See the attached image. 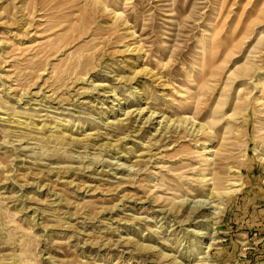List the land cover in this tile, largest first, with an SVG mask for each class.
Here are the masks:
<instances>
[{
  "label": "rangeland",
  "instance_id": "374dc122",
  "mask_svg": "<svg viewBox=\"0 0 264 264\" xmlns=\"http://www.w3.org/2000/svg\"><path fill=\"white\" fill-rule=\"evenodd\" d=\"M0 264H264V0H0Z\"/></svg>",
  "mask_w": 264,
  "mask_h": 264
},
{
  "label": "bare ground",
  "instance_id": "6f19581e",
  "mask_svg": "<svg viewBox=\"0 0 264 264\" xmlns=\"http://www.w3.org/2000/svg\"><path fill=\"white\" fill-rule=\"evenodd\" d=\"M148 72V74H149V71H147ZM138 72H136V74H137ZM146 74V73H145ZM139 75V74H138ZM149 76V75H148ZM151 77V76H150ZM155 77V76H154ZM148 78V77H147ZM153 78V77H152ZM160 79V78H159ZM155 81H157V80H155ZM159 81V80H158ZM143 110V109H142ZM126 114V113H125ZM139 114H141V113H139ZM158 115V114H157ZM156 114L155 115H153V114H151L150 115V120H152V118H157V117H159V116H157ZM160 115V114H159ZM3 116V115H2ZM141 116V115H140ZM163 116V115H162ZM146 118V117H145ZM148 120V119H147ZM187 120H189V119H187ZM157 121V120H156ZM6 122V121H5ZM18 122V121H17ZM113 122V121H112ZM111 122V123H112ZM158 123V122H157ZM160 125V124H159ZM193 125H194V130H196V136H202L201 135V133L203 132L202 131V128L201 127H199L198 129H196V125L193 123ZM170 126V125H169ZM193 127V126H192ZM182 128V127H181ZM42 130V129H41ZM191 133V132H190ZM162 136V135H161ZM204 146V148L205 149H208L209 147H208V145L206 146V145H203ZM211 146V145H210ZM208 152H210V151H208ZM207 156H208V154H207ZM210 157V156H209ZM211 180V179H210ZM209 182H211V181H209ZM207 185V184H206ZM205 186V185H204ZM208 186H209V184H208ZM212 189V188H211ZM218 201H217V199L215 198L214 199V195H213V191H209V193L204 197V198H198V199H195V200H192L191 202H190V207L193 209L192 211L194 212V211H196V212H199V213H205V212H209V214H210V216H211V218H213V219H215V218H218V216L220 215V212H221V210H220V206L218 205V203H217ZM222 209V208H221ZM192 212V213H193ZM206 214V213H205ZM200 220V219H199ZM202 220V219H201ZM194 222H195V220H194ZM206 223V222H205ZM210 224V223H209ZM212 226V225H211ZM203 232V231H202ZM194 233V232H193ZM208 235V233H202L199 237H201L202 238V240H205V238H207L206 236ZM200 238V239H201ZM201 242V241H200ZM213 243V242H212ZM207 247V246H206ZM205 250V249H204ZM203 253V252H202ZM176 262V261H175Z\"/></svg>",
  "mask_w": 264,
  "mask_h": 264
}]
</instances>
